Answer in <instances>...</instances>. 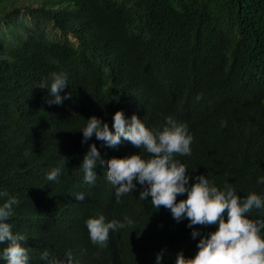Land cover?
Listing matches in <instances>:
<instances>
[{
  "label": "trees",
  "instance_id": "16d2710c",
  "mask_svg": "<svg viewBox=\"0 0 264 264\" xmlns=\"http://www.w3.org/2000/svg\"><path fill=\"white\" fill-rule=\"evenodd\" d=\"M53 72L67 75L60 95L71 98L49 106L53 97L39 86L50 89ZM117 111L150 130L168 116L187 125L191 156L175 159L189 186L205 175L241 198H264V0H0V192L19 200L8 223L25 236L29 264H48L44 250L63 264L69 251L71 264H156L162 251L161 264H175L216 230L178 223L150 196L139 199L136 181L117 202L107 161L149 154L123 140L115 148L95 136L82 143L81 131L93 116L114 131ZM92 144L105 164L88 184L80 166ZM62 165L58 181L46 179ZM100 215L133 226L110 231L101 248L86 227ZM249 217L264 220V208ZM194 229L202 234L195 240Z\"/></svg>",
  "mask_w": 264,
  "mask_h": 264
},
{
  "label": "clouds",
  "instance_id": "9594fccd",
  "mask_svg": "<svg viewBox=\"0 0 264 264\" xmlns=\"http://www.w3.org/2000/svg\"><path fill=\"white\" fill-rule=\"evenodd\" d=\"M50 89L42 82L39 86L46 89L51 100L49 106L62 104L64 99H70L71 93L61 97L60 92L68 86L67 75L63 72L51 73ZM197 100L201 96L196 97ZM226 121L221 122V127ZM112 129L101 119L93 116L87 120L83 132L82 143H87L93 136L102 141L105 146L115 148L123 141L145 150L148 159L142 155H131L125 158H111L107 161V180L115 187L117 202L120 197L142 187L139 199L151 197L154 207L170 210L172 218L178 223L187 219V227L192 229L196 225L216 226L214 232L202 236L200 231L193 230L191 237L195 240L202 236L197 244V253L193 258H186L181 251L176 256L175 264H264V220H253L249 213L253 209L264 208V198L255 192L241 198L236 190L225 184L223 190L214 186L205 175L195 177V183L189 186L190 176L186 174L187 167L176 156H191L192 135L184 123H178L173 117H166L162 129H148L134 114L130 121L126 120L122 111L113 116ZM27 155V153H25ZM97 164L103 166L105 161L95 144L89 146L80 167L84 172V180L94 184ZM62 167L52 169L46 176L49 181H58ZM136 181L137 183H134ZM257 183L264 184V177ZM186 194L187 198L177 202V197ZM7 197L0 205V244H6L0 253V259L5 264H29L28 249L24 247L25 236L12 230L8 223L13 215V206L19 204L15 196L7 192H0V198ZM78 201H83L85 195L77 194ZM225 216L227 219H225ZM133 226V221L124 217V222L112 220L106 222L103 215L86 220V227L93 245L105 247L110 231H117ZM69 264L72 262L71 252L65 254ZM164 252L156 255V264H161ZM41 259L48 264H63V261L50 258L48 250H44Z\"/></svg>",
  "mask_w": 264,
  "mask_h": 264
},
{
  "label": "rangeland",
  "instance_id": "374dc122",
  "mask_svg": "<svg viewBox=\"0 0 264 264\" xmlns=\"http://www.w3.org/2000/svg\"><path fill=\"white\" fill-rule=\"evenodd\" d=\"M25 19L28 20V16H26ZM16 30L21 31L20 29H17V28H16ZM8 35H9V34H8ZM9 37H10V36H9ZM61 37H62L61 34H57V38H58V39L61 38ZM54 38H55V36H54ZM70 39H71L72 41H74V40L72 39V37H70Z\"/></svg>",
  "mask_w": 264,
  "mask_h": 264
}]
</instances>
